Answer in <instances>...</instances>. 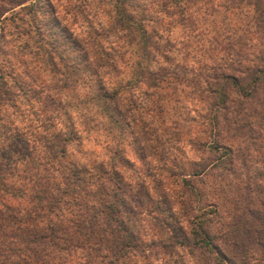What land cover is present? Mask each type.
I'll use <instances>...</instances> for the list:
<instances>
[{
	"label": "trees",
	"instance_id": "trees-1",
	"mask_svg": "<svg viewBox=\"0 0 264 264\" xmlns=\"http://www.w3.org/2000/svg\"><path fill=\"white\" fill-rule=\"evenodd\" d=\"M240 1L253 7L254 25L244 30L229 73L218 67L210 76L209 118L216 142L207 152L212 160L192 163L188 179H179L178 165L168 167L155 146L142 143L137 159L144 173L154 176V184L149 188L141 182L136 201L130 172L136 163L124 149L112 147L113 158L107 160L74 157L82 153L83 139L95 127L93 114L81 112L79 125L72 120L62 124L60 116H68L74 107L69 92L92 82L96 93L84 94L81 104L101 105L99 112L112 126L128 128L134 117L111 84L123 55L104 43L112 36L135 46L138 80L155 86V43L148 24L160 18L149 14L147 3L140 0H115V15L107 25L91 22L87 0L63 5L69 8L67 18L51 0H0V40L4 15L21 7L41 13L43 26L52 34L51 49L62 46L59 51H67L63 66L49 59L48 68L40 69L45 80L38 74L28 79L12 75L9 82V73L0 69V264H264V169L250 172V163L259 160L264 166V0ZM209 2L170 0L168 6L181 12V4L201 8ZM41 29L35 26L38 34ZM18 96L28 104L23 137L10 133L7 123V108L17 107ZM220 127L231 131V137L246 133L247 149L253 148L258 157L253 159L241 147L223 146L217 141ZM213 170L242 182L236 183L238 195L227 217L215 200L204 210L199 203L205 193L190 180L201 181ZM170 179L172 195L166 188ZM175 203L180 208L173 211ZM141 214L150 217L147 225Z\"/></svg>",
	"mask_w": 264,
	"mask_h": 264
},
{
	"label": "rangeland",
	"instance_id": "rangeland-1",
	"mask_svg": "<svg viewBox=\"0 0 264 264\" xmlns=\"http://www.w3.org/2000/svg\"><path fill=\"white\" fill-rule=\"evenodd\" d=\"M51 1L57 5L60 15L64 12L66 18L70 15L69 8L63 5L68 6L74 0ZM87 1L91 2L89 17L92 23L107 25L113 19L115 0ZM140 1L147 3L149 14L153 12L155 17L160 18L157 23L148 24L155 43L152 53L154 63L151 65L155 72V86H146L139 82L136 75L139 60L135 46L128 45L122 37L116 41L112 36H108V40L104 43L105 46L114 45L123 55V62L118 63L119 73L112 76L111 84L119 89V94L124 100L123 104L128 106L134 121L128 128L117 129L112 126L110 118L101 115L99 112L101 105L99 107L93 102L91 105L81 104L84 94L92 96L96 93V86L92 82L90 87L80 83L75 92H69L74 107L68 116L63 114L60 116L62 124L72 120L77 125V118L81 117V112L87 110L93 114L95 119L92 123L95 127L92 133L83 139L82 153H76L74 157L84 159L86 162L94 156L98 160H107L113 158L112 147L117 145L124 149L127 157L136 163L130 170L136 201L139 200L138 187L141 182L147 184L149 188L154 184V176L151 173L145 174L143 163L137 159L136 152L142 143L155 146L157 155L159 154L158 156L168 167L173 166L174 163L178 165L175 170L180 174L179 179H188L192 163L212 160L208 158L207 152L210 144L215 141L209 118L212 116L209 106L211 99L207 94L210 76L218 67L219 70L229 73L228 65L238 57L237 49L243 32L253 28L255 16L253 7L240 0H210L201 8L199 5L185 7V3L181 4V12L180 9L173 10L168 6L170 0ZM162 8L165 10L162 11ZM190 16L191 22L188 18ZM42 23V15L39 11L33 15L27 10H22L21 7H16L4 15V34L0 40V47L5 49V54L0 55V69H3L4 73H9V82L12 75L17 79L40 75V69L46 70L51 63L49 59L61 66L67 61V51H59L62 46H58L57 50L51 49V45L54 44L52 34ZM84 24L82 23V29L85 27ZM35 26H41V34L36 32ZM57 30L58 28L55 27L54 31ZM114 55L117 57L116 54ZM45 74L46 72L40 75V80H45ZM18 97L14 101L17 107L7 108L9 116L6 119L11 125L10 133H15L16 137H23L28 104L23 101L22 96ZM87 106L89 110L85 108ZM220 129L221 136L217 141L223 146L232 149L241 147L242 152L247 155L249 152L253 159L258 157L253 148L247 149L250 141L246 133L238 132L235 137H231V131L228 133L225 127ZM150 157L148 161L152 160ZM257 169H264L259 160L257 163H250L251 173ZM171 179L166 186L169 195L174 193L169 190ZM190 180L205 193L199 205L209 211L212 201L215 200L218 202L220 212L227 217L226 212L232 209V200L238 195L236 183L242 182L237 181L238 179L229 173H225L222 177L216 170L203 176L201 181L196 178ZM177 182L179 187L181 181ZM150 193L152 194V190ZM179 208L180 204L175 203L173 211ZM140 216L144 219L145 225L151 220L148 216L144 217L142 214ZM147 231L151 236V232ZM182 253L186 255L185 250ZM130 264H143V262L131 260Z\"/></svg>",
	"mask_w": 264,
	"mask_h": 264
}]
</instances>
